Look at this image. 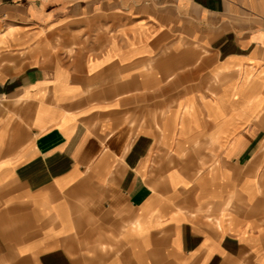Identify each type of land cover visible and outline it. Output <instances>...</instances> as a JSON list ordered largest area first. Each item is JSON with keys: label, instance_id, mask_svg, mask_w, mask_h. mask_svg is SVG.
Listing matches in <instances>:
<instances>
[{"label": "crops", "instance_id": "crops-1", "mask_svg": "<svg viewBox=\"0 0 264 264\" xmlns=\"http://www.w3.org/2000/svg\"><path fill=\"white\" fill-rule=\"evenodd\" d=\"M0 264H264V0H0Z\"/></svg>", "mask_w": 264, "mask_h": 264}]
</instances>
